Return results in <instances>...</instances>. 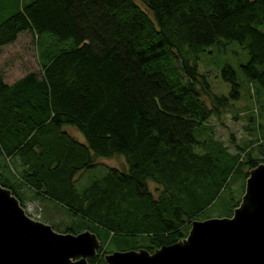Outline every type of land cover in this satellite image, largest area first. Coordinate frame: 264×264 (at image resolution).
<instances>
[{
    "label": "trees",
    "instance_id": "16d2710c",
    "mask_svg": "<svg viewBox=\"0 0 264 264\" xmlns=\"http://www.w3.org/2000/svg\"><path fill=\"white\" fill-rule=\"evenodd\" d=\"M143 3L31 0L0 16V50L30 33L38 64L6 82L0 60V185L23 209L60 208L54 231L95 234L88 264L112 247L172 245L211 212L230 217L264 163V126L234 152L208 128L242 96L235 70L220 69L228 91L217 95L197 67L208 47L236 42L248 57L239 71L264 96V0ZM115 156L124 167L86 174Z\"/></svg>",
    "mask_w": 264,
    "mask_h": 264
},
{
    "label": "water",
    "instance_id": "95a60500",
    "mask_svg": "<svg viewBox=\"0 0 264 264\" xmlns=\"http://www.w3.org/2000/svg\"><path fill=\"white\" fill-rule=\"evenodd\" d=\"M99 240L90 231L58 233L29 217L0 185V264H88ZM104 264H264V163L248 171L230 217L194 220L185 238L154 249L113 251Z\"/></svg>",
    "mask_w": 264,
    "mask_h": 264
},
{
    "label": "rangeland",
    "instance_id": "374dc122",
    "mask_svg": "<svg viewBox=\"0 0 264 264\" xmlns=\"http://www.w3.org/2000/svg\"><path fill=\"white\" fill-rule=\"evenodd\" d=\"M29 1L31 0H0V16L9 14L16 6H19V3L26 4ZM134 2L144 11L146 10L143 0H134ZM29 35L30 33L27 32L22 33L14 43L0 50V60L8 61L12 68L7 71L6 82H11L13 80L11 77L13 76L16 77L28 70L38 69L37 50ZM247 60L246 51L236 42H230L208 47L199 55L197 63L199 73L206 74L214 94H227L228 86L219 78V71L224 65H229L235 70L241 85L240 92L242 96L240 100L232 103L230 108L221 115L220 119L213 116L207 122L208 128H211V131L214 133V137L222 141L231 152L235 151V145L241 146L243 142L255 139L257 135L251 130L252 127L255 129L258 124L264 126V112L260 106V103L264 105V96L258 98L259 100L257 101L254 93L250 92L253 88L252 84L247 82L239 71V66L245 64ZM247 92L250 93L247 94ZM253 116L255 119H253ZM64 129L76 139L83 141L81 134L74 128L66 127ZM98 163L99 166L95 170L86 173L88 176L103 174L105 166L115 168L125 166L123 157L120 156L99 159ZM86 174L83 175L82 179L87 177ZM150 189H153L152 184H150ZM24 210L29 217L46 223L52 228H55L56 225L59 226L57 228H60L64 224L59 223L61 218L64 220L63 215L62 217L60 215L61 209L55 208L50 202L28 200L24 203ZM213 215H215L213 212L208 213V216L211 218L214 217ZM111 249L116 251L114 247Z\"/></svg>",
    "mask_w": 264,
    "mask_h": 264
}]
</instances>
